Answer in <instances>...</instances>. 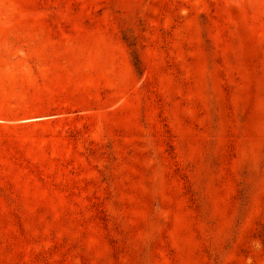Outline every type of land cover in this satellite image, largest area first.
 Masks as SVG:
<instances>
[{
    "label": "rangeland",
    "instance_id": "obj_1",
    "mask_svg": "<svg viewBox=\"0 0 264 264\" xmlns=\"http://www.w3.org/2000/svg\"><path fill=\"white\" fill-rule=\"evenodd\" d=\"M0 264H264V0H0Z\"/></svg>",
    "mask_w": 264,
    "mask_h": 264
},
{
    "label": "crops",
    "instance_id": "obj_2",
    "mask_svg": "<svg viewBox=\"0 0 264 264\" xmlns=\"http://www.w3.org/2000/svg\"><path fill=\"white\" fill-rule=\"evenodd\" d=\"M34 49H35V50H41V49H43V48H42V47L35 46ZM43 50H44V49H43Z\"/></svg>",
    "mask_w": 264,
    "mask_h": 264
}]
</instances>
